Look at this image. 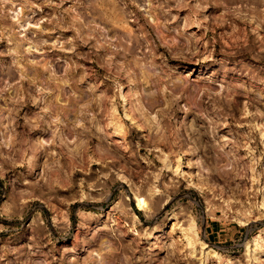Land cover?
Segmentation results:
<instances>
[{
	"label": "rangeland",
	"instance_id": "obj_1",
	"mask_svg": "<svg viewBox=\"0 0 264 264\" xmlns=\"http://www.w3.org/2000/svg\"><path fill=\"white\" fill-rule=\"evenodd\" d=\"M0 264H264V0H0Z\"/></svg>",
	"mask_w": 264,
	"mask_h": 264
}]
</instances>
